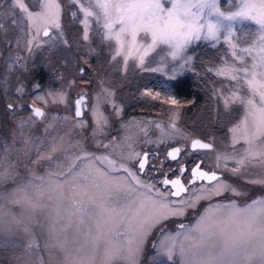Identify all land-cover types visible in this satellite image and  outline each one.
I'll return each mask as SVG.
<instances>
[{
	"label": "snow or ice",
	"instance_id": "1",
	"mask_svg": "<svg viewBox=\"0 0 264 264\" xmlns=\"http://www.w3.org/2000/svg\"><path fill=\"white\" fill-rule=\"evenodd\" d=\"M71 2L77 9L72 15L79 14L83 25L82 40L90 42L89 32L94 30L101 44L109 47L110 62L122 58L125 71L130 59L141 71H164V57L158 67L146 66V58L166 45V56L182 61L172 68L170 78L175 79L192 59L185 56L188 45L201 39L202 34L204 39L218 42L222 32L226 33L224 41L231 59L222 61L215 75L234 83L214 89L213 95L226 114L235 105H240L242 112L228 128L229 143L221 150L213 141L189 137L177 126L179 109L185 105L174 96L162 97L152 90L142 93L170 106L169 122L133 120L122 126L125 130L135 127L147 137L151 124L159 135L149 143L167 144L180 138L190 141L192 153H214V166L205 170L203 160L195 163L187 183L183 174L189 170L181 166L176 178L165 176L158 187L141 178L149 154L134 149L136 134L128 132L107 143L100 139L107 135L108 125L101 106L113 103L114 96L103 79L98 81L100 90L90 106L95 151L85 146L82 135L88 127L83 90L74 100L71 116L50 111L60 105L70 106L64 88L35 95L30 114L16 121L11 142L0 138V187L11 182L6 192L0 191V249L19 250L14 256L19 264H140L145 241L158 230L162 237L158 255L166 256L171 264H177V260L178 264H264V193L244 206L231 198L228 203H209L197 213L194 223L181 222L175 232L166 228L168 221L185 217L201 201H211L225 192L236 197L244 195L224 178V173L246 176V183L264 188V0H240L236 11H221L218 0ZM213 16L216 19H210ZM233 21L258 25L250 42L236 38ZM9 22L22 34L15 38L16 47L21 48L24 38L23 51L29 55L42 44L54 46L58 40L64 45L69 43L62 39L60 0H36L31 7L28 0H0V33L7 34ZM22 61L25 57L17 52L6 64L0 90L7 91L15 70L27 71ZM78 71L84 75L83 67ZM75 84L76 80L71 79L67 88ZM15 92L23 96L24 86L16 87ZM18 107L15 103L7 105L13 115ZM113 108L119 115V105L113 103ZM38 124L42 125L40 135H36ZM74 135L80 138L66 139ZM186 150V146H173L166 156L175 161ZM21 155L31 165L25 166L27 175L23 178L18 171ZM45 164L47 169H43ZM38 168L43 174H38ZM132 192L136 197L125 203L114 195Z\"/></svg>",
	"mask_w": 264,
	"mask_h": 264
},
{
	"label": "rangeland",
	"instance_id": "2",
	"mask_svg": "<svg viewBox=\"0 0 264 264\" xmlns=\"http://www.w3.org/2000/svg\"><path fill=\"white\" fill-rule=\"evenodd\" d=\"M7 2V0H6ZM30 7L34 6L36 0H28ZM61 3V27L64 33L62 39L68 40V45H64L62 48H58L59 40L55 42L54 46L48 44H42L40 48H33V54L29 55L26 51H23V39H21L20 48H11L2 44V40H12L22 34L16 29L12 28L7 34L0 33V76L6 72V64L12 62L17 52L21 56L25 57V61L22 63L27 64V71L22 68L15 70L9 78V85L7 91L0 90V138L3 141L11 142V133L15 129L16 121L22 118H26L30 112V104L33 97L37 94H43L49 90H60L64 88L70 98V106L65 107L60 105L50 109L53 113L60 115H72V107L77 94L83 90L86 93V107L84 108L85 118L88 120V127L83 130L84 144L90 151H95L96 146L92 141V117L90 114V106L95 103V94L99 92L98 81L103 79L105 86L109 87L113 92L112 102L115 105H119L121 111L117 115L113 108V103H104L101 107L105 115L108 117V125L105 127L106 136L100 137L105 143L112 138H121L128 132L137 135V141L133 147L136 151L144 153L149 152V162L144 172L140 173L141 178L148 183H155L158 187H161L159 181L165 176L169 179H173L177 172L176 170L183 166L187 161L193 160L196 163L199 160H203V167L209 168L214 166L215 159L214 153L201 150L197 153H192L190 150V141L177 138L175 141H171L167 144L149 143L147 141H156L159 135L158 130L151 124L149 125L148 136L145 137L139 133L138 130L133 127L130 130H125L122 126L130 121H163L165 125L169 122L170 106L167 104H160L159 101H153L150 97L143 96L146 90H152L153 92H160L161 96L172 95L178 99L185 106L179 109V118L176 121L177 126L183 130V132L189 137H201L208 141H213L217 148L223 150L224 146L229 143L230 134L228 128L232 126L236 120L240 117L242 107L240 105L233 106L231 113L226 114L223 110L222 103L213 95L214 89H219L223 84L234 83L225 81L223 77L215 75V68L219 66L222 61L230 60L231 53L228 44L224 41V35L222 32L220 40L211 41L203 38L194 40L188 45L185 56H190L192 59L189 64L185 65L184 69L178 72L175 79H171L172 68L178 63L172 61L170 57L166 56L169 51L166 45H161L157 50L151 53L146 58V66L158 67L161 65V58L166 60V66L162 72H150L141 71L136 67V61L129 60L127 70L123 68L122 58H118L116 62H110V51L107 45H102L100 37L95 34L94 30H90V42H84L82 40L83 25L80 22L79 14L74 17L72 15L75 12L76 6L73 5L71 0H60ZM240 0H218V4L221 11H236L239 6ZM210 19H216L214 16ZM228 24V21H223ZM236 32V38L241 42L251 41V34L258 31V25L252 21H233L231 22ZM7 27V26H6ZM95 26H93L94 29ZM46 40L47 37H42ZM197 42L209 43L212 47L218 49L216 53L211 52L207 57L208 60L204 62L201 68L197 62L191 47ZM114 43V42H113ZM63 44V43H62ZM215 44V46H213ZM7 45L8 42H7ZM16 46V45H15ZM94 49L95 51H90ZM220 57V59H218ZM87 60V63H85ZM84 68V75L79 74L78 69ZM211 68L213 71H209ZM19 71H24L23 73ZM192 74L195 75V80L202 97L199 99L184 100L178 97L171 84L182 77L183 75ZM63 77V79H60ZM71 79L76 80V84L67 88V82ZM60 81V82H59ZM89 81V83H84ZM23 85L25 93L20 96L15 92V88ZM35 85H39V88H35ZM8 103L19 104L16 114L7 108ZM70 127V125H69ZM42 125L38 124L36 128V135H40ZM67 131V128L64 129ZM80 136L74 135L72 137H66V139H79ZM176 145H186V151L182 152L180 159L173 161L167 158L166 152L169 148ZM19 147V144H17ZM230 150V149H229ZM31 167L28 164L27 159L21 155L19 163V174L23 178L27 175V169ZM231 166V164H230ZM54 167V165H53ZM48 165H43V169H47ZM258 171V170H257ZM38 174H43L42 169H37ZM119 175H123L122 173ZM224 178L233 186L240 189L245 194L239 197L233 196L230 192H225L223 196L213 197L211 201H201L200 205L195 210H189L183 218H173L166 223L168 232H175L177 225L175 222L181 223L191 216L188 223H194L198 212H202L203 208L209 203H228L229 198L234 199L238 205L244 206L250 202L251 199L259 196H251L249 193L253 189H257L260 186H255L246 183L245 177L232 176L230 173H224ZM187 182L188 177L184 178ZM200 183V182H198ZM11 182H6L0 191H7ZM116 199L121 203H125L136 197V193H115ZM6 204V209L9 207ZM13 210L17 209L13 206ZM175 224V225H174ZM160 232L154 231L143 246V251L140 258V264H171L167 257L163 254L158 255V245L161 239ZM19 255V250H13L12 248L0 249V264H19L14 259V256ZM47 258V257H46ZM155 258V261L153 260ZM178 264V260H177Z\"/></svg>",
	"mask_w": 264,
	"mask_h": 264
},
{
	"label": "trees",
	"instance_id": "3",
	"mask_svg": "<svg viewBox=\"0 0 264 264\" xmlns=\"http://www.w3.org/2000/svg\"><path fill=\"white\" fill-rule=\"evenodd\" d=\"M6 26L9 28V30L11 29L10 22L8 24H6ZM11 39H12V41H14V38H11ZM7 41L8 40H6V39L2 40V44H4L5 46H10L11 48L16 47L13 42L8 43L9 45H7ZM57 46H58V48H62V47H64V44L58 43ZM20 49H22V47ZM218 49H220V48H218ZM218 49L212 47L209 43L204 44L203 42H197V43H195V45H193L191 47V52L194 53L197 64L201 68H204V67H202V65L204 64V62L206 60H208L207 57L209 56V54L211 52L216 53L218 51ZM219 51H218V53H219ZM218 59H220V57ZM19 72L23 73L24 71H19ZM197 85L198 84L195 80V75L193 76L192 74L183 75L182 77L175 80L171 84L175 94L184 100L199 99L200 97H202V94L199 91ZM260 193H264V188L259 187L257 189H253L249 193V195L256 196Z\"/></svg>",
	"mask_w": 264,
	"mask_h": 264
},
{
	"label": "flooded vegetation",
	"instance_id": "4",
	"mask_svg": "<svg viewBox=\"0 0 264 264\" xmlns=\"http://www.w3.org/2000/svg\"><path fill=\"white\" fill-rule=\"evenodd\" d=\"M186 145H182V147H185ZM170 149V148H169ZM169 149H168V151H169ZM145 152H147L148 154H149V152L148 151H145ZM181 155H182V153H181ZM181 155H180V157H181ZM180 157L178 158V159H180ZM177 159V160H178ZM174 161V160H173ZM176 161V160H175ZM201 160H199V161H197V162H200ZM196 162V163H197ZM194 165H195V163H194V161L193 160H189V161H187L184 165H183V167H185V168H187L189 171H187V172H185L184 174H183V180H184V182L185 183H187L186 181H185V177H188L189 178V176H190V170H191V168L192 167H194ZM202 167H203V165H202ZM174 178H176V176L174 177ZM173 178V179H174ZM190 219H191V216L190 217H188L186 220H183L182 222L183 223H186V222H188V221H190ZM175 224H179L177 221L175 222ZM174 224V225H175Z\"/></svg>",
	"mask_w": 264,
	"mask_h": 264
},
{
	"label": "water",
	"instance_id": "5",
	"mask_svg": "<svg viewBox=\"0 0 264 264\" xmlns=\"http://www.w3.org/2000/svg\"><path fill=\"white\" fill-rule=\"evenodd\" d=\"M86 100H87V98H86ZM196 138H200V139H202V140H205V139H203V138H201V137H196ZM205 141H208V140H205ZM176 146H180V145H176ZM180 147H182V146H180ZM171 150V148L169 149V151ZM147 153V152H146ZM147 167V166H146ZM205 170H207L206 168H205Z\"/></svg>",
	"mask_w": 264,
	"mask_h": 264
},
{
	"label": "bare ground",
	"instance_id": "6",
	"mask_svg": "<svg viewBox=\"0 0 264 264\" xmlns=\"http://www.w3.org/2000/svg\"><path fill=\"white\" fill-rule=\"evenodd\" d=\"M145 153V152H144ZM149 162V161H148Z\"/></svg>",
	"mask_w": 264,
	"mask_h": 264
}]
</instances>
